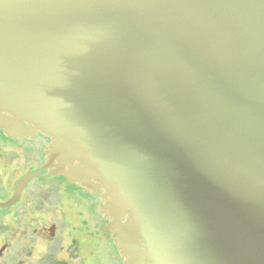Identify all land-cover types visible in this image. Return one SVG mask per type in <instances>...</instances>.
<instances>
[{"label":"water","instance_id":"1","mask_svg":"<svg viewBox=\"0 0 264 264\" xmlns=\"http://www.w3.org/2000/svg\"><path fill=\"white\" fill-rule=\"evenodd\" d=\"M0 129L56 140L0 208L49 169L124 264H264V0H0Z\"/></svg>","mask_w":264,"mask_h":264},{"label":"flooded vegetation","instance_id":"2","mask_svg":"<svg viewBox=\"0 0 264 264\" xmlns=\"http://www.w3.org/2000/svg\"><path fill=\"white\" fill-rule=\"evenodd\" d=\"M55 145L44 133L15 137L0 129V193L12 186L0 202L14 196L22 176L44 167ZM48 173L31 179L14 206L0 208V264H124L101 198L81 183Z\"/></svg>","mask_w":264,"mask_h":264},{"label":"rangeland","instance_id":"3","mask_svg":"<svg viewBox=\"0 0 264 264\" xmlns=\"http://www.w3.org/2000/svg\"><path fill=\"white\" fill-rule=\"evenodd\" d=\"M12 192V186H7L6 188H5V191H3L2 193H0V198L2 199V198H7V197H9V194ZM18 209H21V207H19ZM16 210V208L14 209V211ZM18 211H20V210H18ZM0 212H2V211H0ZM102 245V244H101Z\"/></svg>","mask_w":264,"mask_h":264}]
</instances>
